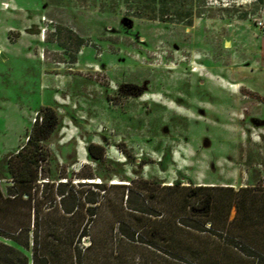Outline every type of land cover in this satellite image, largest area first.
Here are the masks:
<instances>
[{"label": "rangeland", "instance_id": "374dc122", "mask_svg": "<svg viewBox=\"0 0 264 264\" xmlns=\"http://www.w3.org/2000/svg\"><path fill=\"white\" fill-rule=\"evenodd\" d=\"M200 1L206 13L189 25L138 19L124 0H0V186L17 195H0V232L31 227L35 264L257 259L242 248L236 208L207 224L183 197L264 188V0ZM46 108L61 125L39 182L20 188L4 160ZM92 143L104 158L89 156ZM141 179L159 183L158 195ZM169 213L173 238L153 239ZM197 222L208 230L189 228Z\"/></svg>", "mask_w": 264, "mask_h": 264}, {"label": "trees", "instance_id": "16d2710c", "mask_svg": "<svg viewBox=\"0 0 264 264\" xmlns=\"http://www.w3.org/2000/svg\"><path fill=\"white\" fill-rule=\"evenodd\" d=\"M262 1V0H259ZM200 0H124L127 13H132L138 19L158 20L161 22H169L172 24H192L193 17H202L206 11ZM246 16L240 17L246 19ZM43 114L38 116L27 143L22 146L16 153L10 154L5 158L4 162L8 166L9 172L12 175L13 183L20 188H27L36 185L39 182V173L42 169L41 163L49 159V149L45 145L47 141L61 125L59 114L52 108H46L42 111ZM39 119H42L40 122ZM89 156L94 159H102L105 155L104 147L97 144H90L88 146ZM48 184V183H45ZM67 183H60L58 187H65ZM99 189H103L104 185L101 183H89ZM139 190L150 193L154 198L158 195L161 187L156 181L141 179L138 183ZM115 186H119L118 184ZM11 189L4 191L0 186V195L2 198H11L12 200L17 195L10 193ZM212 191V192H211ZM61 196L65 193L59 191ZM201 198L196 205L189 202L190 199H196L199 195ZM22 199L28 197V193H23ZM185 208L188 206L190 217H206L207 224L212 220L214 211L222 210L230 212L236 208L238 216L232 221L233 223H241L242 228L239 231L245 230L244 234H239L240 238L244 239L243 250L251 254V257H257L252 263L246 264H264V188L256 185L238 190L233 187H215V186H199L197 189H192L191 192L183 197ZM228 209V210H226ZM241 212L245 213L244 219L240 220ZM216 214V213H215ZM166 216V215H165ZM243 217V216H242ZM162 218V217H161ZM173 219L172 214H168L167 220ZM136 224H146L144 213L140 216H134ZM165 221H160V224ZM173 220L164 224L166 230L160 231L156 225L151 231V237L166 241L173 238ZM149 223V222H148ZM182 226V225H181ZM189 228L204 232L208 229L202 228L198 222L197 224L188 225ZM232 227V225H231ZM159 229V230H158ZM23 228L6 234L0 232V264H30L29 257L25 254V250L32 251L33 264L37 256L35 244L30 240L32 232L31 227L26 231ZM257 250L261 251L258 252ZM170 251V250H169ZM171 252V251H170ZM254 252V253H253ZM256 253V254H255Z\"/></svg>", "mask_w": 264, "mask_h": 264}, {"label": "crops", "instance_id": "0c3cea01", "mask_svg": "<svg viewBox=\"0 0 264 264\" xmlns=\"http://www.w3.org/2000/svg\"><path fill=\"white\" fill-rule=\"evenodd\" d=\"M166 219H167V217H165ZM165 221V224H167V220H164ZM162 223H164V222H162ZM168 232V230L166 229V233ZM166 258H169V256H165V257H162V260H164V261H166ZM32 260H33V258H32ZM33 262V261H32ZM30 263H31V261H30ZM33 264V263H32Z\"/></svg>", "mask_w": 264, "mask_h": 264}, {"label": "flooded vegetation", "instance_id": "af4514ba", "mask_svg": "<svg viewBox=\"0 0 264 264\" xmlns=\"http://www.w3.org/2000/svg\"><path fill=\"white\" fill-rule=\"evenodd\" d=\"M6 4H7V3H4V5H2V6H3V8H4V9H9V8H8V6H6ZM9 7H10V5H9ZM35 121H36V120H35ZM39 121L41 122V121H42V119H39ZM27 141H28V140H27Z\"/></svg>", "mask_w": 264, "mask_h": 264}, {"label": "built area", "instance_id": "2783aa9c", "mask_svg": "<svg viewBox=\"0 0 264 264\" xmlns=\"http://www.w3.org/2000/svg\"><path fill=\"white\" fill-rule=\"evenodd\" d=\"M6 6H7V4H6Z\"/></svg>", "mask_w": 264, "mask_h": 264}]
</instances>
